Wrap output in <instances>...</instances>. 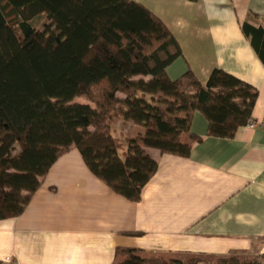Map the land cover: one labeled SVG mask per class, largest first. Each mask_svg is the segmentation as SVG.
<instances>
[{"label":"trees","instance_id":"obj_1","mask_svg":"<svg viewBox=\"0 0 264 264\" xmlns=\"http://www.w3.org/2000/svg\"><path fill=\"white\" fill-rule=\"evenodd\" d=\"M43 15L49 23L40 29L33 20ZM251 29L242 24L247 37ZM182 55L165 22L136 0H0V220L20 216L74 148L114 192L138 202L159 168L149 148L188 158L184 135L202 140L190 133L195 112L207 118L209 136L234 137L253 117L257 88L220 68L206 84L191 68L172 79L167 68ZM118 120L145 133L124 142ZM120 251L116 264H264V255L182 260Z\"/></svg>","mask_w":264,"mask_h":264},{"label":"crops","instance_id":"obj_2","mask_svg":"<svg viewBox=\"0 0 264 264\" xmlns=\"http://www.w3.org/2000/svg\"><path fill=\"white\" fill-rule=\"evenodd\" d=\"M136 1L179 40L170 78L191 68L206 84L223 69L257 88L252 119L264 122V0ZM245 21L254 26L249 37ZM114 125L124 142L145 133L130 121ZM208 127L195 112L190 133L202 140L184 135L188 158L148 149L159 168L138 202L98 178L78 149L65 153L25 211L0 220V264H116L125 248L182 260L264 255V127L243 125L232 138L209 136Z\"/></svg>","mask_w":264,"mask_h":264},{"label":"rangeland","instance_id":"obj_3","mask_svg":"<svg viewBox=\"0 0 264 264\" xmlns=\"http://www.w3.org/2000/svg\"><path fill=\"white\" fill-rule=\"evenodd\" d=\"M33 21H34L35 26L38 27V28H40V29H43L45 27V25L49 23V20L44 15L36 18ZM74 102L87 103V101L85 99H83V98H76L74 100Z\"/></svg>","mask_w":264,"mask_h":264},{"label":"built area","instance_id":"obj_4","mask_svg":"<svg viewBox=\"0 0 264 264\" xmlns=\"http://www.w3.org/2000/svg\"><path fill=\"white\" fill-rule=\"evenodd\" d=\"M245 126L249 128H257V127H264V122L259 123L253 119H251Z\"/></svg>","mask_w":264,"mask_h":264}]
</instances>
